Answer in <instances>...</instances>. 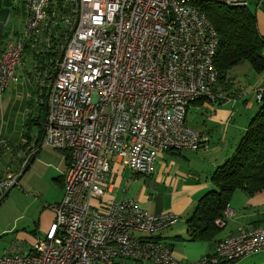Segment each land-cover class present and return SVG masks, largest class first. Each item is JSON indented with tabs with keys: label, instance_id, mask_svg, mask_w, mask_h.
Listing matches in <instances>:
<instances>
[{
	"label": "built area",
	"instance_id": "obj_1",
	"mask_svg": "<svg viewBox=\"0 0 264 264\" xmlns=\"http://www.w3.org/2000/svg\"><path fill=\"white\" fill-rule=\"evenodd\" d=\"M195 1L249 4L23 1L21 28L0 52V99L18 81L27 45L38 57L48 56L38 83V102L47 91L40 143L67 152L70 163L61 200L45 206L54 220L44 236L26 252L4 253L0 264H220L264 251V226H258L219 241L198 262H181L156 238L177 215L149 214L133 199L102 200L113 159L133 174L150 176L164 152L207 150L198 132L186 126L187 109L196 100L217 103L224 97L214 92L219 35ZM262 89L254 91L257 101ZM27 150L18 172L2 169L0 194L18 185L33 156ZM232 216L226 209L214 224L222 228Z\"/></svg>",
	"mask_w": 264,
	"mask_h": 264
},
{
	"label": "crops",
	"instance_id": "obj_2",
	"mask_svg": "<svg viewBox=\"0 0 264 264\" xmlns=\"http://www.w3.org/2000/svg\"><path fill=\"white\" fill-rule=\"evenodd\" d=\"M23 1L21 0L22 5ZM247 6L255 15L258 32L264 36V1L257 3L256 0H249ZM1 26L2 24L0 23ZM20 28L21 24L18 25L11 35L0 32V52L6 43L4 41V46L1 45L3 38L8 40L15 37ZM36 63L32 50L26 48L23 52L21 67L17 70L18 81L10 85L0 99V109L3 113L1 116L5 117L8 111L10 113L7 125L0 129L4 131V129L16 128V126L22 125L23 130L21 131L19 146L26 145L21 147V151L24 150L22 154H16L14 159H10L11 157L9 156H11L12 150L10 151L8 148L5 136L3 134L0 135V144L1 142L5 143L4 146L0 145L1 162L6 161V163H9L7 164L9 169L11 167L17 169L20 166L23 158L27 156L25 152L28 147L32 148L35 156L42 146L40 142L36 143V141L32 140H37L39 132L42 130V124L46 118L45 101L47 99V91L44 90L42 94L43 103L38 102V83L41 76V68L39 63ZM249 69H252V67L248 63L246 64L247 75L249 74ZM252 71L254 74L251 75H253L254 81L248 83V77H246V114L249 113L253 106L251 102L255 89L264 85V70L260 73H256L253 69ZM224 80L225 78L223 81L218 80L214 87V92L224 97L218 100L217 103H212L207 99L192 102L203 109L204 116H206V120L203 122V130L192 128L207 143L206 151L181 150L164 152L158 156L153 167V173L150 176L133 174L132 171L124 168L113 159L108 179L110 186L108 192L102 198V200L114 199L115 201L133 199L149 214L171 212L177 215L178 221L167 229L162 230L156 238L168 244L172 249L173 256L181 262H198L203 257L210 255L216 244L226 237L243 229L264 226V189L253 195H248L242 190H236L242 194L238 195L240 204L235 206V201L229 202L233 216L231 219L227 218L229 220H225L221 229L207 240H192L188 230L187 220L193 214L197 201L206 192L214 188L210 181L211 175L234 153L251 119L249 118L246 121V125L242 124L236 127L234 108L230 107V104L236 101L234 98H236L235 96L238 95L237 91H240L241 88L237 87L232 90V83L230 81L224 82ZM17 95H19L21 100L16 98L18 97ZM16 104H18L19 109L15 108ZM13 111L18 115L19 119H17L18 117L12 118ZM34 126L38 131L32 135L30 133ZM229 145L230 150L225 151L224 147ZM61 152L64 157V167L61 163L63 170L55 181L63 190L62 178L70 163V159L67 152ZM22 155L26 156L23 157ZM4 156L8 158L5 159ZM1 171L2 169L0 168V178H3L4 175ZM236 191L233 195L236 194ZM93 204H96V202H93ZM53 220L54 216L51 211L43 209L39 212L37 220L39 234L37 233V236L41 235L40 238H42ZM219 232L220 234H218ZM35 242H30L28 246L23 245L25 247L23 249L22 246H17L16 242L4 253L12 249L15 252H26ZM256 255L259 258L258 264H264V251ZM253 264L256 263L253 262Z\"/></svg>",
	"mask_w": 264,
	"mask_h": 264
},
{
	"label": "trees",
	"instance_id": "obj_3",
	"mask_svg": "<svg viewBox=\"0 0 264 264\" xmlns=\"http://www.w3.org/2000/svg\"><path fill=\"white\" fill-rule=\"evenodd\" d=\"M194 4L207 15L219 35L214 58L217 81H223L228 70L242 62H248L256 73L264 70V36L258 32L255 15L248 6H229L216 1H195ZM32 55L42 69L43 59L48 56L38 57L33 50ZM41 100L43 103L42 96ZM259 104L232 156L211 175L214 188L200 197L187 220L192 240H207L221 229L214 221L223 217L236 190L253 195L264 189V92ZM41 137L42 130L36 143ZM34 157L29 159L21 174ZM228 263L232 262L220 264Z\"/></svg>",
	"mask_w": 264,
	"mask_h": 264
},
{
	"label": "rangeland",
	"instance_id": "obj_4",
	"mask_svg": "<svg viewBox=\"0 0 264 264\" xmlns=\"http://www.w3.org/2000/svg\"><path fill=\"white\" fill-rule=\"evenodd\" d=\"M23 12L21 0H0V23L2 24L0 32L6 35L13 34L18 25H22L21 19L23 17ZM5 39L6 38H3L1 41L2 46H4V41H7ZM246 64L248 63L242 62L232 67L226 73L224 80V82L230 81L232 83V90L237 87L241 88L240 91H237L238 95L235 96L236 98H234L236 101L230 104V107L234 108L233 113L236 127L242 124L246 125V121L249 120V118H253L260 106V101L256 100L254 93L253 100L251 98L253 106L249 113L246 114V77H248V83L254 81L252 78L253 75H251L254 74L252 69H249L248 75L246 74ZM17 96L16 98L20 99L19 95ZM15 108H18V104L15 105ZM2 114V110L0 109V128L7 125V120L10 117L9 111L5 117L1 116ZM204 114L203 109L197 104L191 103L187 111L186 126L196 130H203V122L206 120ZM17 117L18 115L13 111L12 118ZM17 119H19V117ZM22 130V125L16 126V128L4 129V131L0 129V135L3 134V136H5L8 148L10 151L12 150L10 153L11 156H9L11 157L10 159H14L16 154H22L24 152V150L21 151L22 148L19 146ZM37 131L38 130L34 126L30 134L34 135ZM224 150H230V145L224 147ZM27 151L28 150L25 152L26 155H28ZM231 156L232 154L229 158ZM7 158L8 157H5V159ZM24 158L22 161H24ZM1 159L0 153V168L4 169L5 167H9V165H7L9 163H6V161L1 162ZM63 160V153L60 150L54 149L51 146L42 145L29 164V167L23 174H21L22 171L20 172L21 176L19 175L18 185L0 194V199H2L0 201V257L9 247L15 245L16 242L17 246H22L23 249L25 248L23 245L28 246L30 242L37 241L40 238L41 235L37 236V233L39 234L37 228L39 212L43 209L50 211L48 208H45V206L58 203L63 195L61 186L55 181L62 173L63 168L61 163L63 164ZM18 171L19 167L17 169L11 167L8 173ZM140 179L142 178L140 177ZM238 195H242L240 191H236V194H234L230 200V202L235 201V206L240 204ZM228 209L232 213L230 210V203ZM220 232L218 234H220ZM253 262L256 264L259 263L257 255L248 256L228 264H253ZM127 264L139 263L129 261Z\"/></svg>",
	"mask_w": 264,
	"mask_h": 264
},
{
	"label": "bare ground",
	"instance_id": "obj_5",
	"mask_svg": "<svg viewBox=\"0 0 264 264\" xmlns=\"http://www.w3.org/2000/svg\"><path fill=\"white\" fill-rule=\"evenodd\" d=\"M246 6H247V1H246ZM263 92H264V87H263V89L261 90V93L259 94L258 101L261 100ZM252 255H254V253H246V257H248V256H252Z\"/></svg>",
	"mask_w": 264,
	"mask_h": 264
},
{
	"label": "water",
	"instance_id": "obj_6",
	"mask_svg": "<svg viewBox=\"0 0 264 264\" xmlns=\"http://www.w3.org/2000/svg\"><path fill=\"white\" fill-rule=\"evenodd\" d=\"M46 111H47V108H46ZM9 191V190H8ZM2 199H0V201H1Z\"/></svg>",
	"mask_w": 264,
	"mask_h": 264
}]
</instances>
